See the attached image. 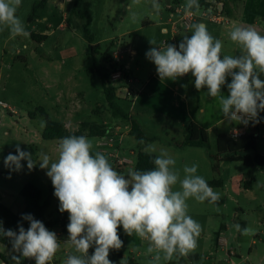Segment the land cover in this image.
I'll use <instances>...</instances> for the list:
<instances>
[{
    "label": "rangeland",
    "instance_id": "obj_1",
    "mask_svg": "<svg viewBox=\"0 0 264 264\" xmlns=\"http://www.w3.org/2000/svg\"><path fill=\"white\" fill-rule=\"evenodd\" d=\"M172 1L158 0L161 7L157 11L152 8V0H21L16 16L23 22L29 35L13 36L8 29L0 30V101L11 108L3 110L0 106V197H4L7 205L21 215L26 204L22 191L26 184L32 183L43 192L42 202H49L47 216L53 219L60 217L59 201L54 196L46 170L38 164L29 170L27 161H22L21 170L10 172L4 165V159L9 153L16 154L19 144L21 150L31 153L36 161L41 153L55 161L60 140L43 138L45 127L40 126V120L46 122V119L39 108L43 107L55 121H62V115L72 112L74 122H97L88 123L94 127L93 131L90 127H81L82 123L75 128L66 127L68 131L89 137L96 152L105 154L120 174L127 176L129 169H135L137 154L133 156L131 151L145 152L148 145L155 146L154 155H158L161 149L166 150L176 160L175 167L180 170L181 178L185 165H198L197 175L219 192L221 199L217 204L207 201L200 203L192 198L187 201L188 214L202 227L197 247L189 253L202 256L197 264H264V169L259 166L247 168L240 162L225 161L224 156L217 157L214 135L209 147L192 148L185 145L188 125L184 126L183 114L174 109L173 93L167 94L158 89L156 76L155 79L149 78L151 85L146 90L149 97L145 101L135 106L123 103L127 109H123V112L133 116L142 126L143 144L131 133L128 134L130 121L119 116L107 103L104 85L115 88L111 73L118 66L124 70L126 77L123 84L132 92L126 100L132 103V74H135V68L140 64L150 65L152 61L146 57V52L153 46L166 48V41L170 38L161 34L160 26L144 30L143 22L157 23L161 14L167 16L173 6L168 7ZM34 35L37 37L34 38ZM42 35L47 38L42 39ZM179 35L183 38L190 34L181 30ZM152 40L155 41L154 45L150 43ZM96 45L100 46L97 64L103 65L105 72H109L106 82L99 75L90 76L87 73L94 66L92 46ZM125 47L136 51L134 60L125 54L119 64L110 67L113 54ZM125 64L130 65L129 70L125 69ZM156 71L155 67L150 74ZM80 90L89 92L82 104L77 97L74 98L78 99L77 102L70 98L65 106L58 104L63 93L67 97L70 91ZM119 92L116 90L118 105L119 95L123 94ZM30 113L34 116H30ZM225 125L227 128V123ZM116 135L123 137L122 140L119 137L112 140ZM257 151L264 155V137H259ZM117 158L130 159L132 164H121ZM123 167L125 171L119 172ZM218 181L223 182V187L213 185ZM247 183H251V188L247 187ZM174 190H179V184ZM237 224L251 231L245 235L236 229ZM225 226L227 230H224L222 237L226 246L218 248L219 237L216 233ZM59 231L68 234L67 229L59 228ZM54 232L57 234V230ZM123 235L124 244L120 251L124 258H133L136 264H151L155 253L146 254L147 241L135 234L129 236L124 232ZM57 238L60 250L50 263L64 264L69 255L75 254L74 248L70 243L61 247L63 234H57ZM69 249L71 251L66 254ZM0 250L8 255L14 254L4 245H0ZM178 257L177 254L168 261L161 259L160 264H181V256ZM4 261L14 264L10 258ZM21 264H35V260L22 258ZM186 264L195 263L187 261Z\"/></svg>",
    "mask_w": 264,
    "mask_h": 264
},
{
    "label": "clouds",
    "instance_id": "obj_2",
    "mask_svg": "<svg viewBox=\"0 0 264 264\" xmlns=\"http://www.w3.org/2000/svg\"><path fill=\"white\" fill-rule=\"evenodd\" d=\"M21 0H0V30L8 29L13 36H28L23 22L16 16ZM158 0L152 8L160 9ZM198 9V0H186L184 10L190 14ZM193 32L185 35L176 45L166 48L152 47L146 57L152 61L161 80H176L191 74L197 90L206 88L209 96L217 98L224 117L244 124L260 123L264 112V35L253 26L235 25L229 32L232 42L241 48L238 56L224 55L222 41L215 39L203 24L192 25ZM152 45L155 41H150ZM231 77V82L227 78ZM229 92L224 96L222 87ZM40 126H46L41 119ZM144 143L143 140L140 141ZM93 143L84 136L70 135L62 138L57 147L58 158L52 161L47 154L39 160L16 146V154L9 153L4 165L11 171L22 169V161L32 170L38 164L51 179L54 196L59 201V211L69 214L68 239L75 254L64 264H112L110 250H119L123 241L118 234L122 226L129 236L135 234L147 241L146 254L155 253L151 264L168 261L174 255L186 256L197 247L202 227L188 214V199L217 204L221 194L197 175L198 165H185L183 178L176 169V160L161 149L152 161L151 170L129 169L127 176L118 173L105 154H92ZM156 152L153 145L144 149ZM179 184V190H174ZM29 222L27 230L18 225V232L5 230L0 221V236L12 244L14 264L21 259H34L35 264H50L60 250L57 234L31 214L22 216ZM247 235L251 231L235 225ZM94 252L89 255V249ZM122 264V262H121Z\"/></svg>",
    "mask_w": 264,
    "mask_h": 264
},
{
    "label": "crops",
    "instance_id": "obj_3",
    "mask_svg": "<svg viewBox=\"0 0 264 264\" xmlns=\"http://www.w3.org/2000/svg\"><path fill=\"white\" fill-rule=\"evenodd\" d=\"M176 0L172 1L171 4H169V8L171 5H174V2ZM180 2L186 3V0H180ZM226 5H227V14L229 18V23L226 25H220L216 23H212L209 21H197L194 24H203L207 27L209 33L215 38L219 39L222 41V53L221 56L224 55H231V56H238L241 54V48L238 44L232 42L229 38V32L235 25H241V26H253L258 32H260L262 35H264V0H226ZM168 8V9H169ZM168 16V18H166ZM163 16L161 14V17L157 21V23H151V22H143L142 28L145 30L150 27H161V34L164 35H169L170 38L166 41L171 45H176L177 48L179 46V43L183 40L182 36L180 37L178 31H174L172 28V25L170 23L171 20V11H168V15ZM193 24V25H194ZM192 26L185 30L187 33L191 35L192 31ZM193 32V31H192ZM189 35V37H190ZM167 44V45H168ZM136 53V51L134 50ZM148 66V67H147ZM156 66L152 62L150 65H138L137 68H135V74H132V86L134 87V92H133V98H132V103L130 101H127L124 98L119 97V105L121 106V110H127L126 107L123 105V103H128L131 106H135L138 102L142 103L143 101L146 100V97H149V94L147 93V88L148 86L151 85V80L149 78L157 79V84H158V89L162 92L165 93H173V105L174 109L177 111H180L183 114V122L184 126L187 124L195 123L201 126L204 130H206L207 134L209 135V145L211 144V140L213 135L215 136L216 139V149L217 148V140L218 137L222 134H228L231 132V130L237 125V123L232 122L227 120L224 117L223 112L221 111V106L219 105L218 99L213 98L208 95L207 89H201L197 90L194 86V77L191 74L185 75L181 77L180 79L176 80H161L158 73L155 74H150V70L154 69ZM148 72L147 76L146 73ZM157 72V71H156ZM148 78V79H147ZM260 78L264 80V74L260 75ZM227 82H231V77L227 78ZM221 92L224 96H228L229 92L226 86L222 87ZM63 93L61 95V99H58V104H66V101H69V99H73V102H77L78 99H74L75 97L79 98L80 104L84 102L86 97H88L89 92L87 90H80L78 92H72L70 91L68 96L64 95ZM161 94V93H160ZM161 98V95H159ZM65 99V101H64ZM76 100V101H75ZM79 106V104H78ZM74 108V106H73ZM65 110V109H64ZM125 113V112H124ZM74 114V113H73ZM72 112H66L65 115H62L61 120L58 121L61 123H64L65 126L70 129L71 127H76L78 124L82 122H74V116ZM260 123L259 125V133L261 134V138L264 137V112H261L260 114ZM131 118L139 123L138 120L134 119L133 116ZM99 121V120H98ZM92 123L97 122L91 121ZM88 122V123H91ZM227 123V128L226 124ZM141 129L142 126L139 123ZM67 129V130H68ZM130 131V129H129ZM130 135V132L128 133ZM127 134V135H128ZM126 136V135H125ZM115 137H119L120 140H122L123 137H120L118 135L114 136L112 140H115ZM89 138V137H88ZM259 139V138H258ZM192 148H199L200 146H191ZM258 147V145H257ZM99 152V151H98ZM96 150L95 147L93 146L92 149V154L95 155ZM131 154L134 156L137 154V159H138V153H135V151H131ZM152 154V153H151ZM250 154H254V152H250ZM156 156V155H155ZM224 158V157H223ZM119 159V158H117ZM119 162L122 164L124 162L127 163V165L132 164V161L130 159H119ZM238 163V162H235ZM243 163V162H240ZM245 166V165H244ZM246 167V166H245ZM255 167V166H254ZM247 168H253V167H247ZM264 169V168H262ZM119 172L125 171V168H121L118 170ZM223 183V182H222ZM251 183H247V187L251 188ZM223 187V186H222ZM0 201L5 204L6 206L7 203L5 202L4 197H0ZM11 208V207H10ZM12 209V208H11ZM57 230L58 235L64 236L62 240V246L69 245V243H66L68 239L69 234H64L63 232H60L59 229H55L54 231ZM224 230H227L226 226L225 228H221L219 232H217V237H219V245L218 248H222L226 246L225 238L222 237V235L225 233ZM124 231V230H123ZM56 233V232H55ZM124 234V232H123ZM124 236V235H123ZM12 250V249H11ZM71 250H66V254L70 252ZM91 251H94V247L89 249V253ZM0 253L7 258L11 259L12 255H19V253H14L12 251V255L6 254L3 250H0ZM190 255H199V259L197 261H190L188 259V256ZM231 255V253L229 254ZM181 256V255H180ZM238 256V255H237ZM179 258V257H178ZM0 259H2L0 257ZM3 260V259H2ZM202 260V256L198 253H191L189 255L181 256L180 257V262L181 264H186L187 261H190L192 263H200ZM23 263V262H22ZM51 264V263H50ZM215 264V263H213Z\"/></svg>",
    "mask_w": 264,
    "mask_h": 264
},
{
    "label": "trees",
    "instance_id": "obj_4",
    "mask_svg": "<svg viewBox=\"0 0 264 264\" xmlns=\"http://www.w3.org/2000/svg\"><path fill=\"white\" fill-rule=\"evenodd\" d=\"M47 1V0H44ZM81 1V0H77ZM180 3V0H176L174 4ZM86 34L88 39L91 41L92 39L88 35V29H86ZM37 36L34 35V38ZM42 39L47 38L46 35H42ZM100 52V46H92V55L94 56V66L87 70L88 75L94 76L99 75L103 78L104 82H106L109 78V72H105L103 65L97 64V55ZM114 66V64L110 65V67ZM104 93L106 96L107 103L109 107L114 109L119 116H124L130 121L131 130L130 133L139 141L144 140V133L139 125V123L125 114L120 106L116 104L117 94L115 88H109L104 85ZM40 113L46 119V126L43 133V138L46 140H61L62 138L70 135H84L83 133H71L67 130L64 123L53 120L47 111L41 107L39 108ZM30 116H34L33 113H30ZM81 127H90L91 131H93L94 127L89 126L88 123H82ZM201 126L195 123H191L188 126V135L184 142L187 146H200V147H209V135L206 133ZM258 138L253 135H248L240 139H235L228 134H222L218 137L217 140V148H218V156H224V160L228 162H243L246 167H254L259 166L260 168H264V155L257 151ZM250 152H254L253 156ZM155 155L149 154L147 152H139L138 159L135 165V170H151L154 168V164L152 163ZM216 157V158H217ZM214 186L222 187L223 183L218 181L213 183ZM23 197L26 199L25 208L21 215L16 214L10 207L6 206L0 201V221L3 223V228L5 230L12 229L13 231L18 232V225H22L25 230L29 227V222L22 219V216L25 214H31L35 219L40 220L44 223L46 228L50 231H54L55 229L63 228L67 229V225L69 223V214L67 212L61 213L59 211V218H49L47 216V209L49 207V202L43 200V192L36 185L32 183H28L25 185L22 191ZM118 234L120 239L124 244V236H123V228L120 226L118 228ZM0 245H4L10 249H12V244L10 240L6 237L0 236ZM180 257V255H178ZM0 257L3 260H7V257L0 253ZM199 255H190L188 259L190 261H197L199 259ZM109 259L112 261V264H136L135 259L128 258L125 259L123 253L119 250H110Z\"/></svg>",
    "mask_w": 264,
    "mask_h": 264
},
{
    "label": "built area",
    "instance_id": "obj_5",
    "mask_svg": "<svg viewBox=\"0 0 264 264\" xmlns=\"http://www.w3.org/2000/svg\"><path fill=\"white\" fill-rule=\"evenodd\" d=\"M199 8L192 9L191 13L188 14L184 10L185 3L180 2L178 4H174L171 7V20L170 23L174 31L178 30H187L189 29L195 22L197 21H209L212 23L226 25L229 23V18L227 14V5L226 0H198ZM125 54H129L131 56V60H134L136 53L131 47H125L123 50H120L114 53L113 57V64L116 65L121 59L124 58ZM119 64V63H118ZM125 69L129 70L130 65L125 64ZM124 70L118 66L112 73H111V80L113 87L116 90H120L119 93H122L120 96L124 99H127L131 95V90L123 84L125 80ZM131 82V80H130ZM122 91V92H121ZM119 95V94H118ZM0 106L3 110L11 109L6 103L0 101ZM15 113L14 110H11ZM259 125L253 124L249 122L247 126L244 124H238L231 130L229 133L235 139H240L248 135H253L256 138L261 137L259 133ZM0 264H7L4 260L0 259Z\"/></svg>",
    "mask_w": 264,
    "mask_h": 264
}]
</instances>
